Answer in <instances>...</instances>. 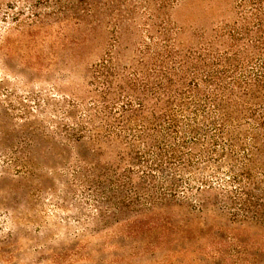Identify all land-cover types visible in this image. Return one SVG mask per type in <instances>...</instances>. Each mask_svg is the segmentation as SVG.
<instances>
[{"label":"rangeland","instance_id":"1","mask_svg":"<svg viewBox=\"0 0 264 264\" xmlns=\"http://www.w3.org/2000/svg\"><path fill=\"white\" fill-rule=\"evenodd\" d=\"M263 70L264 0H0V264H264V222L215 189L165 196L130 158L139 131L183 152L222 117L243 155Z\"/></svg>","mask_w":264,"mask_h":264},{"label":"trees","instance_id":"2","mask_svg":"<svg viewBox=\"0 0 264 264\" xmlns=\"http://www.w3.org/2000/svg\"><path fill=\"white\" fill-rule=\"evenodd\" d=\"M258 85L264 86V70L258 76ZM222 119L217 135L203 139L197 130L192 129V146L183 152L177 150L165 137L154 139L155 130L153 134L139 131L136 139L142 140L152 151L145 154L135 151V155L130 158L134 163L145 166V179L156 183L159 179L163 184L162 194L165 196H173L183 201L192 200L203 206L207 200V189H215L218 190L214 197L216 205L232 211L237 217L264 222V172L252 167L257 154L255 151L260 144H264V137H253L250 149L247 147L243 155H236V141L224 129L227 118ZM147 153L154 158L153 161L146 159ZM181 170H188L192 180L184 181L179 178ZM223 172L228 174L230 180L225 183L218 181V185H214V179L209 176L218 179ZM129 176L125 177L127 180L123 179L121 188L128 191L123 198L132 199L140 195V191L133 186L132 177L130 174ZM233 185L234 188L230 189ZM144 194L153 204L155 198L149 193Z\"/></svg>","mask_w":264,"mask_h":264}]
</instances>
